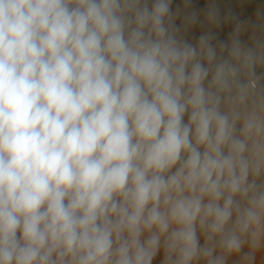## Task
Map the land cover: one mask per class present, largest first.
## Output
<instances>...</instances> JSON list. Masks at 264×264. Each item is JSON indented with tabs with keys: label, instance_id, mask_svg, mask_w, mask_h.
Listing matches in <instances>:
<instances>
[{
	"label": "clouds",
	"instance_id": "obj_1",
	"mask_svg": "<svg viewBox=\"0 0 264 264\" xmlns=\"http://www.w3.org/2000/svg\"><path fill=\"white\" fill-rule=\"evenodd\" d=\"M172 3L0 0V264H264V4Z\"/></svg>",
	"mask_w": 264,
	"mask_h": 264
},
{
	"label": "rangeland",
	"instance_id": "obj_2",
	"mask_svg": "<svg viewBox=\"0 0 264 264\" xmlns=\"http://www.w3.org/2000/svg\"><path fill=\"white\" fill-rule=\"evenodd\" d=\"M182 4V0H173L172 10L175 11L178 6ZM217 4L219 5L221 12L224 13L228 9H231L234 13H236L242 20L244 19H252L255 14V10L257 5L264 4V0H217ZM193 5L197 10L203 9L206 6V0H193ZM201 14V19H202ZM177 25L180 24V20L176 21ZM231 30V25H226L222 30H216L219 32L220 38L223 39L228 31ZM204 30L200 28L199 25L194 26L189 33L186 35V38L195 43L199 35ZM246 39V36H245Z\"/></svg>",
	"mask_w": 264,
	"mask_h": 264
},
{
	"label": "crops",
	"instance_id": "obj_3",
	"mask_svg": "<svg viewBox=\"0 0 264 264\" xmlns=\"http://www.w3.org/2000/svg\"><path fill=\"white\" fill-rule=\"evenodd\" d=\"M161 259V257L160 256H158L157 257V259L156 260H154V262H153V264H159V260Z\"/></svg>",
	"mask_w": 264,
	"mask_h": 264
}]
</instances>
